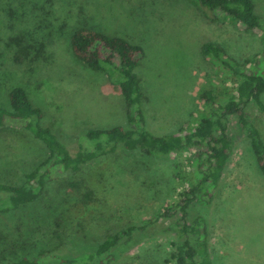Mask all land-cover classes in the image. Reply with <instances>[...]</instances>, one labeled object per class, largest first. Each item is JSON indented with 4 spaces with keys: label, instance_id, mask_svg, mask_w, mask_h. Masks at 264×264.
<instances>
[{
    "label": "rangeland",
    "instance_id": "1",
    "mask_svg": "<svg viewBox=\"0 0 264 264\" xmlns=\"http://www.w3.org/2000/svg\"><path fill=\"white\" fill-rule=\"evenodd\" d=\"M194 1L0 0V106L10 109L9 92L23 87L42 110V125L73 155L79 146L92 149L90 130L129 128L120 86L73 54L71 36L87 28L144 48L136 72L145 127L162 136L177 133L203 112L202 92L231 87V75L219 74L222 58L205 57L204 45H217L232 63L252 64L254 73L258 62L264 71V30L217 19ZM253 2L264 22V0ZM256 104L246 107V115L264 140V113ZM232 118L237 149L219 195L211 206L191 208L189 219L198 211L207 217L213 264H264V176L250 140ZM47 155L22 124L0 127V182L23 185L24 175ZM187 160L185 153L163 157L119 149L79 172L56 169L36 202L0 212V264L40 253L77 259L74 264H171L165 260L179 239L168 226L181 217L176 205L187 187ZM77 204L86 207L79 217L71 213ZM163 209L170 210V219H156ZM144 221L151 223L134 232L130 243L126 237L109 253H97L109 236Z\"/></svg>",
    "mask_w": 264,
    "mask_h": 264
},
{
    "label": "trees",
    "instance_id": "2",
    "mask_svg": "<svg viewBox=\"0 0 264 264\" xmlns=\"http://www.w3.org/2000/svg\"><path fill=\"white\" fill-rule=\"evenodd\" d=\"M194 2L200 8L206 9V12H215L217 19L224 16L225 19L242 25L247 31L264 30V22L256 14L253 0ZM218 12L222 15H218ZM70 44L77 60L94 71L105 73L112 83L120 86L129 128L90 130L86 137L94 142L92 149H80L79 146V151L73 155L50 128L42 125L43 112L33 105L27 91L23 87L12 89L9 92L10 109L0 106V127L7 123L22 124L24 130L43 142L48 155L40 160L32 172L24 175L23 185L0 182V212L7 213L36 202L58 168L79 172L83 166L113 155L119 149L138 150L148 156L163 157L185 153L188 156L189 178L187 187L179 193V202L176 205V211H179L181 217L168 226V231L175 235L179 242L174 238L176 241L171 243L173 248L165 263L213 264L208 219L201 216L199 211L195 218L189 219L190 210L197 206H211L219 195L221 184L237 149L235 137L232 135L233 116H236V123L250 140L264 176V140L258 128L246 115V107L251 102L257 103L264 113V104L261 102L264 93V71H259L258 62L254 73L252 64L232 63L226 58L225 51L217 45H204L202 51L205 57L222 58V71H219V74L223 79L226 75H231V87L226 85L228 90H220L223 87L219 86L202 92L200 103L204 109L200 116L195 121L192 118V124L183 125L177 133L162 136L145 127V97L142 80L136 72L145 59L144 48L124 38L87 28L76 30L70 38ZM261 58H257V61ZM250 65L252 66L248 70ZM73 207L71 213H75L76 217L86 209L82 204ZM169 215L170 210L163 209L156 219H170ZM150 223L151 221H144L143 226L130 227L109 236L99 245L97 253L101 256L109 253L126 237L125 242L130 243L133 233L143 232ZM76 260L40 253L33 258L23 257L12 264H74ZM102 264L108 262L103 261Z\"/></svg>",
    "mask_w": 264,
    "mask_h": 264
}]
</instances>
